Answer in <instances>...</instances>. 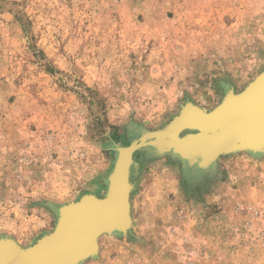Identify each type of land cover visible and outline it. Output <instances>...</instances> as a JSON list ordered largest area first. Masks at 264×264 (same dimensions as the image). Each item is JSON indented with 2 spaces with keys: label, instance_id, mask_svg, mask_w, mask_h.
Masks as SVG:
<instances>
[{
  "label": "rangeland",
  "instance_id": "obj_1",
  "mask_svg": "<svg viewBox=\"0 0 264 264\" xmlns=\"http://www.w3.org/2000/svg\"><path fill=\"white\" fill-rule=\"evenodd\" d=\"M263 70L264 0H0V241L33 246L104 197L116 145ZM210 165L135 150L128 223L77 264H264V151Z\"/></svg>",
  "mask_w": 264,
  "mask_h": 264
},
{
  "label": "water",
  "instance_id": "obj_2",
  "mask_svg": "<svg viewBox=\"0 0 264 264\" xmlns=\"http://www.w3.org/2000/svg\"><path fill=\"white\" fill-rule=\"evenodd\" d=\"M263 89L264 70L237 98L247 96L246 99H251ZM227 101L225 95L223 102L210 112L188 103V106L176 117L173 131L143 130L139 139L129 146H115L117 157L108 176L107 190L103 198L86 195L74 203L61 207L53 231L43 236L33 246L22 249L13 241L6 239L0 241V250H5L9 254L16 253L15 250L20 252L21 254L17 253L19 256L15 254L21 261L19 264H77L84 259L95 249V239L99 234L120 230L128 223L129 168L133 152L141 147L149 145L156 154L170 152L177 155L189 167H204L206 161L212 162L220 152L237 149H245L252 153L259 152L254 145L258 144V139L264 138V112L258 114L249 112L241 116L229 115L221 120H213L212 117H218L225 109ZM190 109L194 111L191 115L188 114ZM241 111H243L241 108L236 110V112ZM183 129L196 130L197 133H188L180 137L179 132ZM245 134H250V139L247 136L244 139ZM76 209L80 210L79 213H86L85 218L90 221L87 230L81 236L82 243L79 246L73 242L69 245L61 244L57 233L62 225L66 226L70 216H76V214H65V211L71 213ZM8 246H11V249H8Z\"/></svg>",
  "mask_w": 264,
  "mask_h": 264
},
{
  "label": "bare ground",
  "instance_id": "obj_3",
  "mask_svg": "<svg viewBox=\"0 0 264 264\" xmlns=\"http://www.w3.org/2000/svg\"><path fill=\"white\" fill-rule=\"evenodd\" d=\"M225 95L227 96V100H228L226 103V107H225V109L222 110V112H220L218 117H212L213 120H215V119L221 120L223 117H226L229 115L241 116V114L245 115L246 113H249V112H252L253 114H258L260 112H264V89L261 93L252 97L251 99H246L247 96L237 98V97H239L238 96L239 94L233 95V93L230 89L225 92ZM185 108H186V106H185ZM239 108H241L243 111L236 112V110ZM193 112L194 111L190 109V111H188V114L191 115V114H193ZM248 132H250V131H248ZM250 134H247V135L245 134L244 139H246V136L248 139H250L249 138ZM257 142H258V144L254 145L255 147L257 146L256 147L257 151H264V138L258 139ZM116 157H117V155H116ZM210 162L211 161H209V160L206 161L204 163L205 166L204 165L203 166L206 167V169H209L211 167ZM79 211L80 210H78V209H76V211H73V212L71 211V213H70V211H65V214H69V215L70 214H76V216L75 217L70 216V219H67L68 223L66 224V226L63 227V225H62L59 232L57 233V235L59 234L58 240L59 241L61 240V244L69 245V243L73 242L74 244H77L79 246L82 243L83 237L81 238V236L83 235V232H85L87 230L88 225L90 224L89 223L90 221L85 218V217H87L86 213H83V212L79 213ZM7 248L11 249V246H8ZM15 252L16 253H14V254H9L5 250H0V264H19L21 261L18 257L15 256V254L17 255V253L18 254H21V253L18 252L17 250H15ZM17 256H19V255H17Z\"/></svg>",
  "mask_w": 264,
  "mask_h": 264
}]
</instances>
